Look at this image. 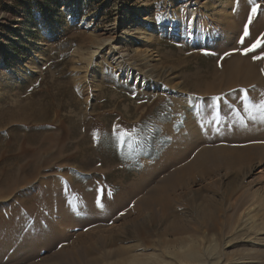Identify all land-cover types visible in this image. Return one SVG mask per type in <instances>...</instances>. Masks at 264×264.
<instances>
[{
    "label": "rangeland",
    "instance_id": "1",
    "mask_svg": "<svg viewBox=\"0 0 264 264\" xmlns=\"http://www.w3.org/2000/svg\"><path fill=\"white\" fill-rule=\"evenodd\" d=\"M262 27L264 0H0V190L19 183L8 198L13 216L0 210V263L20 246L33 255L14 264H39L44 253L58 247L76 252L79 232L86 233L78 242L81 250L92 249L97 264L112 263L116 258L106 253L134 241L108 240L146 218L143 210L141 216L134 213L132 223L119 218L136 198L129 196V183L144 176L148 184L156 183L190 158L191 153L175 148L164 168L163 154L174 141L191 143L208 135L212 144L242 149L260 140L256 134L264 131V117L249 103L256 84L240 81L238 72L244 60L264 51ZM120 34L119 48L90 57L99 38ZM257 41L262 42L253 47ZM182 128L181 142L172 141L169 133ZM121 132L130 133L123 142ZM254 150L246 151L255 155ZM156 166L163 171L153 173ZM244 169H220V175L205 180L195 173L191 188L210 196V183L220 182L214 193L223 201L230 184L245 180L248 187L239 202L250 222L264 231V158L249 177L243 178ZM46 185L51 188L42 194ZM84 194L92 195L88 204ZM42 196L51 201L59 234L41 235L37 223L34 240L2 248L12 220L28 231L32 215L23 209L33 202L42 205ZM81 207L105 214L91 216ZM184 207L191 211L187 203ZM60 216L68 224H61ZM100 218L104 226L88 227ZM207 232L202 227L199 234ZM213 237L219 251L221 238ZM47 242L52 248H43ZM258 260L255 264H264V256Z\"/></svg>",
    "mask_w": 264,
    "mask_h": 264
},
{
    "label": "bare ground",
    "instance_id": "2",
    "mask_svg": "<svg viewBox=\"0 0 264 264\" xmlns=\"http://www.w3.org/2000/svg\"><path fill=\"white\" fill-rule=\"evenodd\" d=\"M226 17L230 19L229 15ZM170 21L174 23V20L171 19ZM204 25L206 30V23H204ZM262 28V31H264V27ZM153 29L155 30V27H152V30ZM213 39H215V37ZM122 40H124V36L121 34L119 37H114L112 35L103 36L99 38L97 44L94 45L95 49L91 50L89 55L90 57H93L96 52L101 50L110 51L119 48V44ZM254 57L260 58L257 59ZM254 57L252 59L244 60L245 66H243L241 72H238V78L244 83L255 82L256 85L251 93L249 103L253 104L254 107L256 105L258 117H264V108L260 107L261 101H264V51L259 53L257 52ZM115 58H117V55ZM240 108L244 112L249 111V107L243 104H241ZM185 131L186 129L182 128L179 132H170L169 134L172 138V141L178 139L180 141L182 138V133H185ZM256 135L260 140H264V131H261ZM260 140L252 144L250 143L249 145L244 146L245 148L243 147L242 149H239V147H233L231 145H225L226 143L212 144V138L208 135L200 136L198 138L196 137V139L191 143H175L174 141L172 145L169 146L164 152L161 163L165 162L166 158L169 159L171 157L173 151L176 150L175 148H180L179 150L183 152L182 154H184V152L191 153L190 158L185 159L182 164L178 165V167H175L174 169L172 168V170L163 173L161 178L156 183L148 184L150 178L145 176V178L140 177L136 181L129 183V196L131 195V198L133 199L134 197L136 198L133 201V207L123 209V212H121L119 218L123 219L122 222L131 221L132 223L135 216L137 217V215L134 213L138 214L140 213V210H143V212L147 211L145 215L146 218H143L138 214V216H141V218H139L142 219L140 222L136 221L134 224H130L131 226L129 225V227L125 228L123 231V236L108 240V242H112L115 239L118 241L124 237V239L130 238L134 241L127 245H119L113 250L108 251L106 253L107 258H116L114 262H108V264L258 263L259 257L264 256V231L250 222L252 218L250 219V216L247 215V212H243L242 203L240 204L239 202V200H242V195L244 193L243 191L248 187L246 186L247 183H243L245 180L243 179V182L240 181V183L235 185L230 184V191L228 192L229 194L224 197L223 201L222 199L219 201L215 197L214 193L215 191H218V184H220V182L210 181L211 186H208L211 187L210 196H208L209 194H204L203 196L200 194V192H196L191 188V185L196 181L194 176L195 173L200 175V180H205L212 178L214 175H220V169L228 172L229 170H232V168L240 169L243 167L245 168L242 170L243 178L247 177V175L249 177L252 167H254L255 164L257 165L260 162V159L264 158V141ZM247 147H250L253 150L255 149L254 151L256 156L249 152L250 149L249 151H246L248 149ZM166 155H170V157H166ZM257 158H259V160ZM254 160H256L255 164H253ZM166 165H168L167 162H165L164 168ZM160 166H156L152 172L155 173L158 170L163 171V167L160 168ZM49 181H51V179ZM22 183H26V181H23ZM18 184L12 183V185L6 190H0V210H8L12 216L14 213H12L9 210V207H7L9 206L8 198L10 195H12L11 193L14 192L13 190ZM57 185L59 184L56 183V186ZM49 187L50 186L48 185L41 187L42 194L46 193ZM145 189L146 194H143L144 192L141 194V192ZM59 191L62 193L64 188H59ZM91 196L84 194L82 200L85 198L83 201L88 204L90 202L89 199ZM35 197L36 196L34 193V198ZM199 198L200 200H198ZM24 199L31 200L32 196H24ZM41 203L42 205H38L34 204L33 202L28 205V207L23 209V213H31L32 215V222H28L25 227L28 231H23V225H19V227L14 225L19 221L17 219H14L9 223L10 229L5 235L3 244H1L2 248L8 249L11 245V242H16L17 245V241H19V243L25 244L34 240L37 234H34L32 229L33 227H36L37 223L41 229V235L48 236L51 232H53L54 235L59 234L57 226L52 225L54 223L53 220H51L50 215L52 207L51 201L49 202V199L42 196ZM61 203L62 199H60V204ZM186 203L189 205L191 211L188 210L185 212V210H183L185 209L184 205ZM115 204H117V207L123 205V203L118 202ZM124 206L125 205H123V207ZM60 207L55 205L56 209L58 208V210H63L62 207ZM123 207L120 208L122 209ZM82 211L95 217L99 214H105L103 210H98L93 207H84ZM58 214L64 215V211H60ZM59 220L61 224H68L63 216H60ZM111 220L113 221V219ZM146 220L155 223V225H149L150 227L147 226L148 223ZM102 221L103 220L100 218L94 224L88 225V227H100L103 225ZM143 221H145L147 225ZM202 227H206L207 231H210L209 236L208 232L199 234V231H201ZM108 232L111 233L112 230L109 229ZM83 233L85 232H79L75 235V239H77L75 240L77 241L76 245L79 247L76 252L69 251V249L63 247H58L60 248L59 250L55 249L49 254L47 252L44 253V255H42L40 258L41 261L39 264H65V262L70 264L73 260H75L76 263L78 262V264L79 262H84L86 264H97L99 259L97 257L91 256L92 249L89 248L84 250V246H82L81 250V244L78 245V242L80 243V241L82 242L86 238ZM213 235L214 237L221 238L222 243L221 249L219 251H217L218 245L216 243H212V241H215V238H210ZM48 244L49 242H47L43 248L51 247V245L48 246ZM201 244L202 247L200 246ZM248 244H250L249 247H247ZM230 247L235 249H229ZM17 248L11 255H8V261L5 263L1 262L0 264H14L16 258H26L33 255V253L30 252L31 250L27 249V247L20 246L18 249ZM234 251L238 252V255H234ZM166 257L168 258L166 259Z\"/></svg>",
    "mask_w": 264,
    "mask_h": 264
},
{
    "label": "snow or ice",
    "instance_id": "3",
    "mask_svg": "<svg viewBox=\"0 0 264 264\" xmlns=\"http://www.w3.org/2000/svg\"><path fill=\"white\" fill-rule=\"evenodd\" d=\"M255 10H256V9H255V7H254V8L252 9V11L255 12ZM245 34H247V33H245ZM261 42H262V41H257V44L254 45L253 47L259 46V44H260ZM248 50H251V49H248ZM226 55H227V53H226ZM254 58L259 59L260 57H254ZM260 107H261V108H264V101H261V103H260ZM125 136H130V133H128V132H121V133H119L118 138L123 142Z\"/></svg>",
    "mask_w": 264,
    "mask_h": 264
}]
</instances>
